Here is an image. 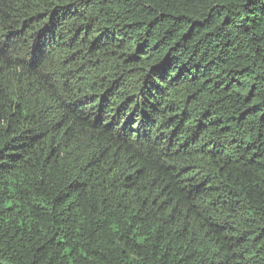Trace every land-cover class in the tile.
<instances>
[{
	"label": "trees",
	"instance_id": "16d2710c",
	"mask_svg": "<svg viewBox=\"0 0 264 264\" xmlns=\"http://www.w3.org/2000/svg\"><path fill=\"white\" fill-rule=\"evenodd\" d=\"M0 264H264V0H0Z\"/></svg>",
	"mask_w": 264,
	"mask_h": 264
}]
</instances>
